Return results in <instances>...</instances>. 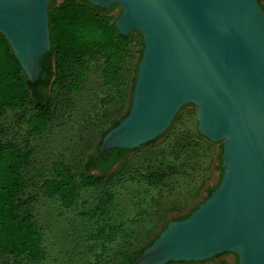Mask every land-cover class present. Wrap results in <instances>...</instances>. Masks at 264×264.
Wrapping results in <instances>:
<instances>
[{
  "label": "water",
  "instance_id": "1",
  "mask_svg": "<svg viewBox=\"0 0 264 264\" xmlns=\"http://www.w3.org/2000/svg\"><path fill=\"white\" fill-rule=\"evenodd\" d=\"M88 1L118 3L113 25L124 35L136 29L143 41L129 110L103 135L101 153L159 137L187 103L196 105L199 133L222 144L218 185L187 217L170 220L132 264L202 261L226 252L237 264H264V9L258 0ZM50 2L0 0V32L31 82L51 48ZM184 77L191 85L164 109L160 93ZM229 216L246 223L237 240L221 243Z\"/></svg>",
  "mask_w": 264,
  "mask_h": 264
},
{
  "label": "rangeland",
  "instance_id": "2",
  "mask_svg": "<svg viewBox=\"0 0 264 264\" xmlns=\"http://www.w3.org/2000/svg\"><path fill=\"white\" fill-rule=\"evenodd\" d=\"M135 40L133 36L128 52L125 97L122 82L109 87L102 83L99 58L90 62L80 88L70 92L54 89L52 118L43 132H30L27 116L33 112L32 103L7 109L0 117V142L14 141L31 150L23 170V197L31 198L28 209L41 230L44 248L40 260L0 250V264H117L121 252L151 241L170 220L203 202L208 188L216 184L222 172V144L199 133L196 105L187 103L162 135L127 151L100 183L79 186L72 206L67 208L57 196L43 193L41 185L54 176L56 163H62L78 182L82 159L112 121L126 111L133 66L141 57ZM152 171L163 172L156 185L143 177ZM91 172L97 173V169ZM101 199L106 202L104 212L87 215ZM119 225L121 230L113 235L110 228ZM221 259L234 264L235 254L222 253L196 264H215Z\"/></svg>",
  "mask_w": 264,
  "mask_h": 264
},
{
  "label": "trees",
  "instance_id": "3",
  "mask_svg": "<svg viewBox=\"0 0 264 264\" xmlns=\"http://www.w3.org/2000/svg\"><path fill=\"white\" fill-rule=\"evenodd\" d=\"M258 2L264 9V0ZM121 10L118 3L103 7L88 0H51L48 10L51 48L40 58L42 70L35 82L28 80L8 40L0 32V117L7 109H21L32 103L33 112L27 116L30 132L33 134L43 132L52 118L54 89L60 87L70 92L80 88L90 62L99 58L102 59L100 70L102 83L109 87L122 82L124 86L122 93L125 97L129 73L126 64L129 60L128 52L134 44L133 36L136 38L135 45L139 46L137 49L139 56L143 49V41L136 29L124 35L120 34L113 25ZM136 73L137 63L133 66L132 86ZM131 97L132 92L130 102ZM129 106L120 118H115L103 131L102 137L127 114ZM101 139L82 159L78 182L62 163H56L53 169L54 176L45 179L41 185L43 193L46 196H57L63 206L68 208L74 204L79 186L100 183L107 170L131 150V148L112 147L101 153L99 150ZM30 159V149L10 140L0 142V250L15 257L25 255L32 260H40L44 257L42 233L28 209L31 198L23 197L26 190L23 170ZM92 168H96L97 173L91 172ZM221 175L222 172L216 184L208 188V194L202 201L218 185ZM143 177L150 185H156L162 180L163 172L152 171L144 174ZM105 204V200L101 199L94 209L87 212V215L103 213ZM198 205L196 204L187 214L174 219L187 217ZM165 226L166 224L162 229ZM120 230L121 225L110 228L113 235ZM158 234L159 232L154 238ZM153 239L140 248H130L121 252L117 264H132ZM208 260L210 259L182 261L180 264L204 263ZM215 264H228V262L221 259ZM234 264H237L236 255Z\"/></svg>",
  "mask_w": 264,
  "mask_h": 264
},
{
  "label": "bare ground",
  "instance_id": "4",
  "mask_svg": "<svg viewBox=\"0 0 264 264\" xmlns=\"http://www.w3.org/2000/svg\"><path fill=\"white\" fill-rule=\"evenodd\" d=\"M191 85V82L186 78H182L180 80L174 81L172 84H170L166 89H164L161 93L159 98L163 100L164 103V109H167L171 101L182 93L183 89H187L188 86ZM147 110L144 112L148 115V118L152 115V109L150 106H146ZM228 226H229V235L222 233L220 235V241L221 243H225L226 238L230 241H235L241 236V231L244 228V225L246 223V220L243 222L237 221L235 218H232V216H229ZM220 226L215 228V232H219ZM256 241H259L260 238L256 237ZM217 243V242H216Z\"/></svg>",
  "mask_w": 264,
  "mask_h": 264
}]
</instances>
